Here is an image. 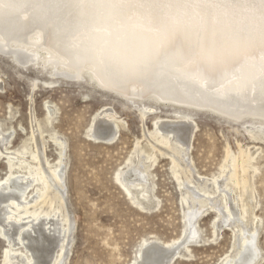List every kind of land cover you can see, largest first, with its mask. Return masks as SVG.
Wrapping results in <instances>:
<instances>
[{"label": "bare ground", "instance_id": "obj_1", "mask_svg": "<svg viewBox=\"0 0 264 264\" xmlns=\"http://www.w3.org/2000/svg\"><path fill=\"white\" fill-rule=\"evenodd\" d=\"M0 51L21 64L38 55L42 64L64 76L87 71L98 84L131 100L148 95L210 108L236 120L250 116L264 121V0H0ZM96 117L92 138L114 141L118 133L114 114L103 110ZM160 118L154 133L148 135L158 149H166L162 154L182 167L195 128L188 126L186 117ZM246 130L251 137L262 139L264 125ZM7 141L0 130V147ZM35 144L40 172L11 171L25 161L15 163L18 152H5L10 173L0 179V237L6 242L0 264H66L70 253L74 225L64 199V147L59 164L47 170L38 139ZM252 155L249 152L243 159L228 156L231 171H223L212 184L220 190L224 187L222 191L229 181L240 184L241 179L247 185L253 170L244 164ZM143 162V157L132 162L119 182L140 208L150 209L154 198ZM34 184L42 187L29 193ZM214 207L221 216L218 228L233 227L238 218L232 206ZM242 212L247 210L242 208ZM198 213L193 210L183 215L178 238L144 244L132 264H171L182 255V248L198 242ZM232 230L240 249L219 264H255L260 256L256 229Z\"/></svg>", "mask_w": 264, "mask_h": 264}, {"label": "rangeland", "instance_id": "obj_2", "mask_svg": "<svg viewBox=\"0 0 264 264\" xmlns=\"http://www.w3.org/2000/svg\"><path fill=\"white\" fill-rule=\"evenodd\" d=\"M38 57L21 64L0 51V130L8 140L5 147H0V179L10 173L5 152H18L13 161L24 160V165H16L18 170L14 165L11 171L26 174L29 170L40 172L34 158L38 154L37 139L47 170L59 164V152L64 147V199L74 225L66 264H132L144 244L178 238L183 215L193 210L199 211L195 217L199 240L182 248V255L171 264L227 261L240 249L232 230L237 227L256 229L260 256L255 264H264V133L258 139L246 130L247 126L264 125V121L250 116L236 120L210 108L156 100L148 95L131 100L98 84L87 71L64 76L52 72V67L42 64ZM103 110L114 114L118 126L116 138L110 143L90 135L97 114ZM159 117H186L188 126L195 128L188 160L182 161V167L162 154L160 151L166 149H158L148 135L154 133ZM249 152L253 159L244 165L253 170V175L248 184L240 179V184L229 181L224 191L222 186L217 189L213 179L223 171H231L228 156L243 159ZM139 157L144 159L143 167H148L147 182L154 198L150 209L140 208L119 182L123 171L130 170ZM189 169L193 173H188ZM36 187L42 185L34 184L29 193ZM215 204L232 206L238 218L233 227L218 228L221 216ZM242 208L247 212L243 213ZM5 245L0 237V262Z\"/></svg>", "mask_w": 264, "mask_h": 264}, {"label": "water", "instance_id": "obj_3", "mask_svg": "<svg viewBox=\"0 0 264 264\" xmlns=\"http://www.w3.org/2000/svg\"><path fill=\"white\" fill-rule=\"evenodd\" d=\"M98 123V122H97ZM102 123V121L99 123V124H101Z\"/></svg>", "mask_w": 264, "mask_h": 264}]
</instances>
